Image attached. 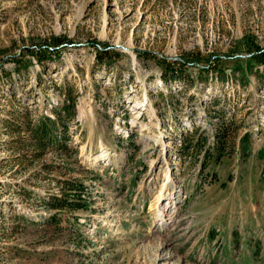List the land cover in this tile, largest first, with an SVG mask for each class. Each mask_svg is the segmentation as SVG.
Here are the masks:
<instances>
[{"label": "rangeland", "instance_id": "1", "mask_svg": "<svg viewBox=\"0 0 264 264\" xmlns=\"http://www.w3.org/2000/svg\"><path fill=\"white\" fill-rule=\"evenodd\" d=\"M0 264H264V0H0Z\"/></svg>", "mask_w": 264, "mask_h": 264}, {"label": "trees", "instance_id": "2", "mask_svg": "<svg viewBox=\"0 0 264 264\" xmlns=\"http://www.w3.org/2000/svg\"><path fill=\"white\" fill-rule=\"evenodd\" d=\"M57 42H59V39H56ZM40 59V57H39ZM175 72L172 73V75ZM178 74V73H176ZM175 77V75H173ZM63 113L67 112L70 114L69 116L73 117L74 111H73V105L72 103L70 104V107L67 108V106L62 107L61 110ZM57 116L59 117L60 113H56ZM48 124L51 125V128H48L47 124L42 122L40 123V126L38 125V128L36 131H34V137L37 139L38 144L43 147L45 142H50L54 146H58L59 140L55 138V136L52 135V130L55 128L54 125L56 123L55 120L52 119H47ZM66 184L70 185V190L65 193L64 196L56 198L55 200V205H53V208H60V209H69V210H76L79 208H84V204L82 203V195L84 194V187L83 185L79 182V180H73L70 182H66Z\"/></svg>", "mask_w": 264, "mask_h": 264}, {"label": "bare ground", "instance_id": "3", "mask_svg": "<svg viewBox=\"0 0 264 264\" xmlns=\"http://www.w3.org/2000/svg\"><path fill=\"white\" fill-rule=\"evenodd\" d=\"M157 217L159 218V220H163L164 219V223L163 225H167V222L170 221L171 219V215L167 213V210H165L164 208H158L157 210Z\"/></svg>", "mask_w": 264, "mask_h": 264}]
</instances>
